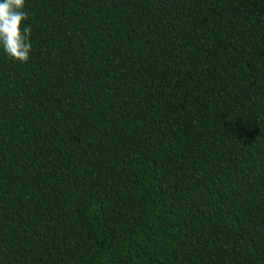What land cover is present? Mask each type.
<instances>
[{"label": "trees", "instance_id": "16d2710c", "mask_svg": "<svg viewBox=\"0 0 264 264\" xmlns=\"http://www.w3.org/2000/svg\"><path fill=\"white\" fill-rule=\"evenodd\" d=\"M0 48V264H264V0H25Z\"/></svg>", "mask_w": 264, "mask_h": 264}, {"label": "clouds", "instance_id": "9594fccd", "mask_svg": "<svg viewBox=\"0 0 264 264\" xmlns=\"http://www.w3.org/2000/svg\"><path fill=\"white\" fill-rule=\"evenodd\" d=\"M25 0H0V48L13 60L27 62L32 49L31 29L24 25Z\"/></svg>", "mask_w": 264, "mask_h": 264}]
</instances>
